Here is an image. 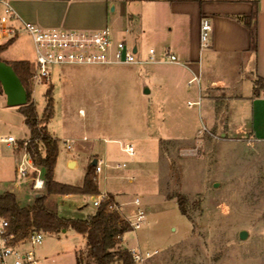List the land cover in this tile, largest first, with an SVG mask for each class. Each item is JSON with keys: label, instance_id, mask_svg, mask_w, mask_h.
<instances>
[{"label": "rangeland", "instance_id": "1", "mask_svg": "<svg viewBox=\"0 0 264 264\" xmlns=\"http://www.w3.org/2000/svg\"><path fill=\"white\" fill-rule=\"evenodd\" d=\"M126 37L128 46L138 43L142 58L151 47L157 51L160 44L154 39L138 40L132 32ZM6 41L0 38V44ZM1 57L34 61L29 35L21 32L14 37ZM147 65L55 64L49 81L33 84L32 98L40 119L49 88L53 98V114L44 124L58 143L54 180L81 186L93 157L101 159L102 171L96 173L100 192L112 188L108 175H122L125 199L139 197L146 214L139 229L123 235L124 246L157 250L133 264H264V203L255 153L239 137L210 131L200 122L198 106H186L184 96L181 111L193 115L195 126L209 131H198L190 144L169 140L171 124L178 121L162 120L161 112L153 106L164 97L158 96L154 81L146 76ZM148 86L150 95L144 93ZM184 88L186 93L191 89L187 84ZM148 105L161 119L146 112ZM9 135L15 139L10 146L0 141V192H13L25 206L43 192L32 184L34 177L42 179L44 168L29 169L15 183V168L25 148L20 142L28 139L30 131L22 112L8 105L1 91L0 137ZM66 140H73L71 149L66 148ZM125 143H133L134 156L122 150ZM70 159L75 164L68 163ZM123 162L124 168L115 167ZM130 176L135 181H128ZM179 198L187 216L179 209ZM94 199L93 194H54L48 205L60 217L83 219L95 212ZM117 206L124 216L133 212ZM242 230L247 232L244 239L239 237ZM32 249L39 264H76L78 252L85 249L84 236L74 230L59 237L44 232L42 243Z\"/></svg>", "mask_w": 264, "mask_h": 264}, {"label": "crops", "instance_id": "2", "mask_svg": "<svg viewBox=\"0 0 264 264\" xmlns=\"http://www.w3.org/2000/svg\"><path fill=\"white\" fill-rule=\"evenodd\" d=\"M11 2L24 21L37 23L43 28L95 30L109 26L115 35L132 32L138 40L148 38L154 39L156 43L159 41L157 52L167 50L177 57V62L147 63L149 65L145 72L148 79L154 81L158 96L164 97L156 102L157 104H151L156 105V109L161 112L162 120L178 121L177 124H171L172 137L169 140L184 141L188 144L192 142L200 125L193 124V115L181 111L180 101L183 96L186 106H189L187 101H199L196 112L202 124L221 136L239 137V140L249 144L253 154L255 153L253 158L259 163L257 169L260 170L264 203V0ZM251 15H254L255 20V47L252 45L250 28L244 22V19ZM204 17L211 21L207 47H203L200 41V23ZM137 45L138 43L134 47L138 50ZM5 50L6 48L0 50V57ZM16 60H27L30 66L33 64V61L28 59L4 61ZM191 79L194 80L188 83ZM185 84L191 87L188 93L185 92ZM144 93L150 95L152 88L145 87ZM146 112L155 119L160 118L158 112L155 113V108L150 105L147 106ZM48 132L50 133L49 130ZM151 135L147 133V136ZM66 141L70 143V147L66 148L71 149L73 140ZM149 142L150 139L147 145ZM162 142L161 140L160 148ZM94 160L101 159L93 157L92 161ZM71 161L75 164L73 159L68 160V163ZM108 177L112 188L102 192L112 194L120 209L134 211L133 200L137 196L132 200L125 199V193L121 190L122 175ZM262 215L261 221L264 223V213ZM68 230L63 229L53 234L59 237ZM123 235L121 244L124 246Z\"/></svg>", "mask_w": 264, "mask_h": 264}, {"label": "built area", "instance_id": "3", "mask_svg": "<svg viewBox=\"0 0 264 264\" xmlns=\"http://www.w3.org/2000/svg\"><path fill=\"white\" fill-rule=\"evenodd\" d=\"M21 32H25L31 38L34 48V61L30 66L31 80L34 83L47 82L51 79V66L55 64H147L177 62V57L171 52L164 50L157 52L149 48L145 58L134 51V45L128 46L127 37L122 34L116 38L113 29L104 26L95 30L69 29L64 27L43 28L37 23L24 21L14 9L11 0H0V38L13 39ZM211 32V21L204 17L200 23V41L203 47L209 44ZM194 79L188 81L191 83ZM199 101H187V105H197ZM199 133L209 131L205 126L201 127ZM0 141L10 146L15 139L12 136L0 137ZM66 147H70L68 141ZM26 142H24V146ZM122 150L131 156L135 155L132 143H125ZM25 155L28 157L25 159ZM123 162L117 164L116 168H124ZM35 166L24 148L23 159L15 168V183H19L28 174L29 169ZM96 173L102 171L101 160H96ZM134 177H128L130 182ZM33 188H42V179L34 178ZM107 198L106 192L95 195L93 205L98 207ZM135 209L130 216L119 213L117 205L110 206L116 210L123 219L129 223L132 230L139 229L146 219L144 208L140 199L133 200ZM43 231L31 230L26 234H20L11 229L9 220L0 216V264H39L34 246L42 243ZM134 261H142L157 253V250H141L138 247L128 249Z\"/></svg>", "mask_w": 264, "mask_h": 264}, {"label": "trees", "instance_id": "4", "mask_svg": "<svg viewBox=\"0 0 264 264\" xmlns=\"http://www.w3.org/2000/svg\"><path fill=\"white\" fill-rule=\"evenodd\" d=\"M250 28L253 47H255V20L254 15L244 19ZM8 39L0 46L3 50L10 44ZM9 63L27 92V103L17 106L24 115V122L30 131L27 140H22L20 146L26 142L25 150L35 167H43V192L36 195L32 204L21 206L15 194L11 191L0 193V216L9 220L12 230L26 234L31 230L58 233L63 229H73L85 237V249L78 252L76 264H133L129 250L121 244V237L132 230L129 223L120 219L118 212L110 206L116 205L112 194L97 207L94 214L86 219L60 217L48 205V198L54 194H93L100 193L97 183L95 166L90 164L81 186L60 183L54 180L53 171L58 156L57 139L47 130L46 122L53 114V98L51 89L46 92L47 104L43 118L38 117L35 102L32 98L33 82L30 74V64L27 60H16ZM2 91L0 85V93ZM183 198V197H181ZM178 206L187 216L183 201L179 198Z\"/></svg>", "mask_w": 264, "mask_h": 264}, {"label": "water", "instance_id": "5", "mask_svg": "<svg viewBox=\"0 0 264 264\" xmlns=\"http://www.w3.org/2000/svg\"><path fill=\"white\" fill-rule=\"evenodd\" d=\"M135 50L136 47H134ZM0 85L8 105L20 106L27 103V92L23 84L12 66L2 59H0ZM95 163L96 160L92 161V165H95ZM246 235L247 232L244 230L239 233L241 239H244Z\"/></svg>", "mask_w": 264, "mask_h": 264}]
</instances>
